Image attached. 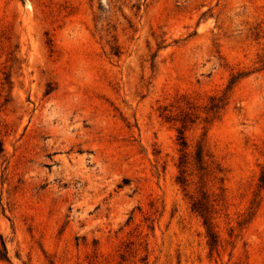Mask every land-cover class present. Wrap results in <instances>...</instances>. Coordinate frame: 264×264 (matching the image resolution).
Listing matches in <instances>:
<instances>
[{"label":"rangeland","instance_id":"374dc122","mask_svg":"<svg viewBox=\"0 0 264 264\" xmlns=\"http://www.w3.org/2000/svg\"><path fill=\"white\" fill-rule=\"evenodd\" d=\"M263 62L264 0H0V264H264Z\"/></svg>","mask_w":264,"mask_h":264},{"label":"trees","instance_id":"16d2710c","mask_svg":"<svg viewBox=\"0 0 264 264\" xmlns=\"http://www.w3.org/2000/svg\"><path fill=\"white\" fill-rule=\"evenodd\" d=\"M262 68H264V62L262 64ZM240 76L241 75L231 79L226 91L230 89V86H232ZM225 100L226 98L224 95L220 98H211L210 111L216 112L217 110L221 109L225 105ZM191 115L192 114L189 112H181L179 118L181 127L178 130V140L181 149L177 164L178 176L176 177V182L183 189L187 188L189 185L187 182L188 168H194L198 178L199 190L202 192L200 199L192 201L191 210L202 219V223L206 231V237L208 238V247L210 251H212L217 247L218 244V238L214 231V224L212 222V216L214 214V200H210L206 191H203L202 189L205 187L206 178L211 174L217 175L214 179H216L219 183H222L224 179L222 176V169L218 164L212 161V156L204 149V146L201 142H198L191 156L186 152L187 143L184 136V130L187 123L190 122ZM166 119H169V117L167 116ZM259 182L261 185H264V171L261 173Z\"/></svg>","mask_w":264,"mask_h":264}]
</instances>
